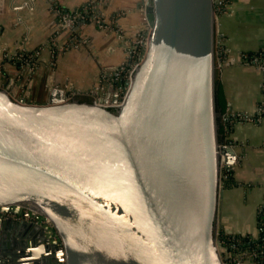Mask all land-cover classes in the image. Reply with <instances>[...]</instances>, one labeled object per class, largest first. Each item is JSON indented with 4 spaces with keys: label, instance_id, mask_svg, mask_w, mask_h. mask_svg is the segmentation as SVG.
<instances>
[{
    "label": "water",
    "instance_id": "95a60500",
    "mask_svg": "<svg viewBox=\"0 0 264 264\" xmlns=\"http://www.w3.org/2000/svg\"><path fill=\"white\" fill-rule=\"evenodd\" d=\"M216 1L145 0L146 48L105 82L111 99L0 85V264H224L222 164L238 155L220 131Z\"/></svg>",
    "mask_w": 264,
    "mask_h": 264
},
{
    "label": "crops",
    "instance_id": "0c3cea01",
    "mask_svg": "<svg viewBox=\"0 0 264 264\" xmlns=\"http://www.w3.org/2000/svg\"><path fill=\"white\" fill-rule=\"evenodd\" d=\"M89 1L0 0V85L37 103L58 90L69 97L106 99L105 82L119 83L138 59L134 42L149 28L145 0H94L106 25L91 19L73 30L65 27L57 6L71 10ZM216 31L227 51L220 78L229 109L246 116L234 122L230 134L238 155L230 166L237 183L223 180L219 226L228 233L258 236L264 205V111L259 109L264 105V63L243 61L242 52L264 49V0H227L216 16ZM73 33L79 45L55 55L53 43L68 44ZM21 52L37 53L26 64L18 61ZM241 264H264V258L247 256Z\"/></svg>",
    "mask_w": 264,
    "mask_h": 264
},
{
    "label": "trees",
    "instance_id": "16d2710c",
    "mask_svg": "<svg viewBox=\"0 0 264 264\" xmlns=\"http://www.w3.org/2000/svg\"><path fill=\"white\" fill-rule=\"evenodd\" d=\"M227 0H217L216 1V8H217V14L222 13L225 9V3ZM97 4V1H95ZM94 3V4H95ZM66 11H69L70 9L64 8ZM73 10V9H71ZM90 15V14H89ZM88 18L82 20V21H90L91 17L87 16ZM218 38H220V48L223 52V59L226 60V46L224 44V40L221 38V36L217 35ZM226 51V53H225ZM22 53V52H21ZM20 53V54H21ZM19 54V55H20ZM27 55V54H26ZM257 58V61L254 59ZM242 60L248 61V62H255V63H264V49H257V50H248L242 52ZM19 63H21V60H19ZM218 81V88H217V103L221 110V124H220V131L222 133V139L223 142H232V139L230 137L231 130L233 128L234 122L239 117V112L231 111L229 109L228 104V98L225 93L224 85L221 81L220 75L217 78ZM225 126H228V129L225 128ZM227 175V179L229 183L236 184L237 181L233 179V169L230 167H225L224 171ZM264 225V214L260 212L259 215V226H260V234L258 236H253L251 234H239V233H228L225 232L223 229L219 232V244L222 249L224 257H232L238 252L241 251H259L261 244L264 242V230L262 229ZM264 258V254L259 253L256 256V259L258 261H261Z\"/></svg>",
    "mask_w": 264,
    "mask_h": 264
},
{
    "label": "built area",
    "instance_id": "2783aa9c",
    "mask_svg": "<svg viewBox=\"0 0 264 264\" xmlns=\"http://www.w3.org/2000/svg\"><path fill=\"white\" fill-rule=\"evenodd\" d=\"M94 0L92 1H89L87 3H85L84 5L80 6V7H77L73 10H69V11H66L65 9H63L61 6H57V10L59 11L60 13V17H61V20H62V23L65 27L73 30L74 27L76 26L77 23H79L81 20L83 19H86L87 16L89 14H91V19H94L96 20L100 25H106L104 23V19L101 17V13L99 12L98 8H97V4L95 3ZM71 42H69L68 44L64 45V46H59L57 45L56 42H54V48H53V52L55 55H57L58 53L62 52L64 49L67 48V46L69 45V47H77L80 43V41H77L79 40V36H77L76 33H73L71 35ZM217 40H216V58H217V63H218V66L219 68L222 67L223 63H224V59H223V52L221 51V48H220V38H218L216 36ZM147 37H146V40H145V47L147 45ZM135 51V49H133V52ZM37 52H22L20 55H18V58L19 60H21L22 63H26V64H30L31 62V59H30V56H34ZM226 53V51H225ZM27 54V55H26ZM140 59V58H139ZM139 59H136L135 61H133L131 63V66L126 70L125 72V78H130L132 76V73L134 72L136 66L138 65L139 63ZM255 61H257V58L254 59ZM260 64V63H259ZM263 64V63H261ZM122 91V90H121ZM120 91V92H121ZM124 95V93H120V96L122 97ZM260 111H264V105H261L260 106ZM245 118L246 116L244 114H240L239 113V117L238 118ZM237 118V119H238ZM225 128L228 129V126H225ZM224 143H227V142H224ZM231 143L232 146L233 143L232 142H229ZM224 164V162H223ZM28 209V207H26ZM36 213L39 212L38 210L35 211ZM263 214H264V205L262 206L261 208V211ZM262 229L264 230V225L262 227ZM259 253H262L264 254V242L261 244V247L259 249V251H241V252H238L236 253L235 255H233L232 257H224L223 255V258H224V264H241L242 260L244 258H246L247 256H252L254 258H256V256L259 254Z\"/></svg>",
    "mask_w": 264,
    "mask_h": 264
},
{
    "label": "rangeland",
    "instance_id": "374dc122",
    "mask_svg": "<svg viewBox=\"0 0 264 264\" xmlns=\"http://www.w3.org/2000/svg\"><path fill=\"white\" fill-rule=\"evenodd\" d=\"M216 10H217V8H216ZM216 13H218L217 11H216ZM88 16H90V17H92L91 16V14L90 15H88ZM216 16H217V14H216ZM88 18V17H87ZM147 30L149 31V28H147ZM217 35V34H216ZM140 36V35H139ZM148 35H146V36H144V37H142V36H140V37H138L137 39H136V41L134 42V49H135V51H134V54H136V55H138V59H139V61L141 60V57H142V54H143V52H144V50H145V40H146V37H147ZM228 143V142H227ZM225 167H227V166H225V164H222V184H223V180H224V178H227V175H226V173L224 172L225 171ZM220 230H221V228H220V226H219V228H218V234H217V236H218V238H219V232H220ZM218 243H219V240H218ZM220 245V244H219ZM221 248V247H220Z\"/></svg>",
    "mask_w": 264,
    "mask_h": 264
}]
</instances>
